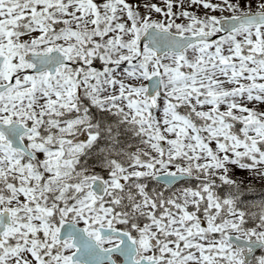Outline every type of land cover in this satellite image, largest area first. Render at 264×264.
Instances as JSON below:
<instances>
[{"label": "snow or ice", "instance_id": "obj_1", "mask_svg": "<svg viewBox=\"0 0 264 264\" xmlns=\"http://www.w3.org/2000/svg\"><path fill=\"white\" fill-rule=\"evenodd\" d=\"M0 264H264V0H0Z\"/></svg>", "mask_w": 264, "mask_h": 264}, {"label": "trees", "instance_id": "obj_2", "mask_svg": "<svg viewBox=\"0 0 264 264\" xmlns=\"http://www.w3.org/2000/svg\"><path fill=\"white\" fill-rule=\"evenodd\" d=\"M255 196L259 199V192H257Z\"/></svg>", "mask_w": 264, "mask_h": 264}, {"label": "rangeland", "instance_id": "obj_3", "mask_svg": "<svg viewBox=\"0 0 264 264\" xmlns=\"http://www.w3.org/2000/svg\"><path fill=\"white\" fill-rule=\"evenodd\" d=\"M256 198V197H255ZM256 199H258V198H256Z\"/></svg>", "mask_w": 264, "mask_h": 264}]
</instances>
